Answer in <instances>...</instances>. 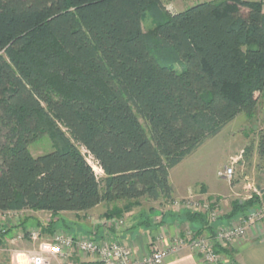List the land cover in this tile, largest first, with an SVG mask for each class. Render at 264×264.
Returning <instances> with one entry per match:
<instances>
[{
	"label": "trees",
	"instance_id": "16d2710c",
	"mask_svg": "<svg viewBox=\"0 0 264 264\" xmlns=\"http://www.w3.org/2000/svg\"><path fill=\"white\" fill-rule=\"evenodd\" d=\"M261 99L264 0H0V212L170 204L171 170ZM45 135L55 147L35 156ZM184 212L214 235L219 222Z\"/></svg>",
	"mask_w": 264,
	"mask_h": 264
},
{
	"label": "rangeland",
	"instance_id": "374dc122",
	"mask_svg": "<svg viewBox=\"0 0 264 264\" xmlns=\"http://www.w3.org/2000/svg\"><path fill=\"white\" fill-rule=\"evenodd\" d=\"M163 2L171 12H178L198 3L199 0H163ZM154 27V21L148 13H145L143 29L149 31ZM263 133L264 99H261L255 116L239 114L217 136L208 138L194 153L174 167L171 171V182L190 184L184 188L183 193L177 195L176 199L187 197L203 199L209 188L215 190L213 195L206 197L217 201L221 207L219 224L238 222L247 214V210L258 207L259 204L253 203L234 216L230 215L236 202L242 206L246 205L251 199L256 200L259 197L258 192L264 189V157L259 152ZM4 142L5 137L0 134V143ZM54 147L55 142L49 135L41 137L30 145L31 152L35 156L49 152ZM81 150L87 153L84 148ZM87 158L96 173L102 176V170L95 164L93 158L89 155ZM226 166L234 168L232 183L219 176ZM123 205L124 202L119 203L120 207ZM152 206L158 207V204L143 200L130 212L138 208L147 211ZM73 220L74 216L67 213L54 215L46 211L0 212V264H27L30 255L39 249L43 241L51 240L56 233L71 234L69 229L74 227ZM49 223H54V230L46 229ZM104 227L113 232L117 225L105 224ZM12 231L13 234L8 235ZM110 232L105 236L108 239H111ZM228 250L232 255V250ZM223 257L225 264H237L233 258Z\"/></svg>",
	"mask_w": 264,
	"mask_h": 264
},
{
	"label": "built area",
	"instance_id": "2783aa9c",
	"mask_svg": "<svg viewBox=\"0 0 264 264\" xmlns=\"http://www.w3.org/2000/svg\"><path fill=\"white\" fill-rule=\"evenodd\" d=\"M219 176L232 183L234 168L226 166ZM261 202L258 207L247 212L238 222L219 224L214 235L208 233L196 235L192 228L177 235L168 248L156 250L142 258H137L130 246L117 239L103 237L94 239L86 236L56 233L51 240L43 241L39 249L30 255L27 264H83L71 260L74 249L90 257L94 264H162L170 253H178L190 247L201 258L210 263L225 264L222 252L217 249L229 248L235 241L244 237L249 229L264 220V189L258 192ZM177 211L199 212L207 216L211 224L219 222L221 207L216 201L187 197L174 199L170 203ZM101 224L123 226L124 217H105Z\"/></svg>",
	"mask_w": 264,
	"mask_h": 264
},
{
	"label": "crops",
	"instance_id": "0c3cea01",
	"mask_svg": "<svg viewBox=\"0 0 264 264\" xmlns=\"http://www.w3.org/2000/svg\"><path fill=\"white\" fill-rule=\"evenodd\" d=\"M204 1L208 0H199V2ZM171 183L174 188V199L178 198L177 195L183 193L184 188L190 185L189 183L187 185L185 183ZM206 185L209 187L208 184ZM210 190L209 188L207 194L205 193V197L203 196V199H209L206 196L213 195L215 190ZM150 203H157L158 207L152 206L147 209V211H144L143 208H138L135 209V211L125 213V224L115 227L116 229L113 232L108 231L104 227V224L95 223V221H101L103 218L107 217L105 213L110 210L113 205L101 203L86 212L62 213L72 214L74 220H76H73L74 227L69 229L71 234L100 239L110 232L112 234V239H117L130 246L137 258H142L156 250L170 247L174 238L184 233L187 228L195 230L200 227L199 223H192L186 219L184 211L175 210L169 203H165L164 201H150ZM15 229L17 230L18 228ZM12 234L13 231L9 232L8 235ZM228 249L232 250V255L223 253V256L233 258L237 264H264V220L251 227L244 237L235 241ZM71 260L75 263H91L90 260L92 259L74 249ZM162 264L216 263L203 260L201 256L190 247H186L178 253H170Z\"/></svg>",
	"mask_w": 264,
	"mask_h": 264
}]
</instances>
